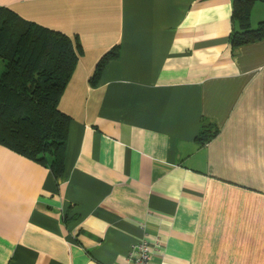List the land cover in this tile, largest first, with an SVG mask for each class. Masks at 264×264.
<instances>
[{
    "label": "crops",
    "instance_id": "1",
    "mask_svg": "<svg viewBox=\"0 0 264 264\" xmlns=\"http://www.w3.org/2000/svg\"><path fill=\"white\" fill-rule=\"evenodd\" d=\"M0 6L82 47L61 175L0 144V264H131L143 236L150 264H264V37L231 47L234 0Z\"/></svg>",
    "mask_w": 264,
    "mask_h": 264
},
{
    "label": "trees",
    "instance_id": "2",
    "mask_svg": "<svg viewBox=\"0 0 264 264\" xmlns=\"http://www.w3.org/2000/svg\"><path fill=\"white\" fill-rule=\"evenodd\" d=\"M255 1L234 0L237 29L231 47L264 37V21L250 27ZM82 47L77 38L23 19L0 6V144L47 164L61 175L70 116L59 108L60 97L72 76ZM118 47L106 51L95 64L89 82L95 85ZM217 128L203 122L197 141L204 144Z\"/></svg>",
    "mask_w": 264,
    "mask_h": 264
},
{
    "label": "built area",
    "instance_id": "3",
    "mask_svg": "<svg viewBox=\"0 0 264 264\" xmlns=\"http://www.w3.org/2000/svg\"><path fill=\"white\" fill-rule=\"evenodd\" d=\"M158 246L157 242H151L145 236L137 239L130 248L129 260L131 264H150L153 248Z\"/></svg>",
    "mask_w": 264,
    "mask_h": 264
},
{
    "label": "rangeland",
    "instance_id": "4",
    "mask_svg": "<svg viewBox=\"0 0 264 264\" xmlns=\"http://www.w3.org/2000/svg\"><path fill=\"white\" fill-rule=\"evenodd\" d=\"M1 62H2V61H1V59H0V64H2Z\"/></svg>",
    "mask_w": 264,
    "mask_h": 264
}]
</instances>
